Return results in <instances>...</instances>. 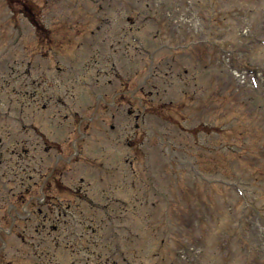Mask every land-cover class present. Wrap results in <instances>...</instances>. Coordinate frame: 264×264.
Instances as JSON below:
<instances>
[{
  "label": "rangeland",
  "instance_id": "374dc122",
  "mask_svg": "<svg viewBox=\"0 0 264 264\" xmlns=\"http://www.w3.org/2000/svg\"><path fill=\"white\" fill-rule=\"evenodd\" d=\"M25 3L30 10H43L32 17L11 12L25 10ZM34 22L45 31L40 33ZM175 22L188 32L175 33ZM98 25L112 31L110 51L116 52L95 70L112 64L118 72L121 79H114L109 92L128 81L125 98L145 106L144 123L129 154L120 150L123 143L94 141L86 152L103 156L104 165L62 163L64 170L70 168L65 181L74 177L69 182L84 187L90 182L94 205L71 208L76 227L68 230L74 233L49 234L43 260L62 261L64 244L69 249L89 246L80 238L83 225L95 217L107 226L109 238L103 235L95 251L103 259L98 264H165L175 255V235L193 242L190 248L203 264H264V77L253 71L264 69V0H0V112L11 106L9 97H16L5 89L8 76L18 74L16 88L25 77L19 74L26 65L21 60L31 57L35 64L50 66L52 88L64 76L66 83H74L70 87L82 105L93 103L95 95L90 101L81 96L97 71L87 68L90 46L82 44L87 36L80 30ZM102 34L94 37V57L105 47ZM64 95L67 105L76 104ZM127 121L129 133L134 132L135 122ZM17 166L20 170L25 164ZM200 171L206 180L197 176ZM81 174L84 181H78ZM24 208L19 215L27 219L31 208ZM10 213L16 214L15 208H0V258L8 264L19 250L28 257L22 264H35L31 248L14 232L5 233ZM28 241L35 244L38 236Z\"/></svg>",
  "mask_w": 264,
  "mask_h": 264
},
{
  "label": "flooded vegetation",
  "instance_id": "af4514ba",
  "mask_svg": "<svg viewBox=\"0 0 264 264\" xmlns=\"http://www.w3.org/2000/svg\"><path fill=\"white\" fill-rule=\"evenodd\" d=\"M103 27L106 26L98 25L92 29L88 28L89 31L87 30V32L80 30L81 33L83 32V36H87L86 41L82 44L90 46L88 52L90 61L89 64L87 63V68L91 70H95L97 68L95 65L102 59L110 62V56L116 52V50L110 51L115 45L112 41V31L105 30ZM36 29L40 32L45 30L44 26L41 25L36 26ZM98 31L103 33L101 40L105 41V47L101 49L100 55L97 54L94 57L95 52L93 53L92 48L96 42L94 37ZM43 48L45 45L42 43L40 51ZM106 48L109 51L108 49L105 50ZM40 62L35 64L32 57L27 62L21 60V63L28 65L24 67L23 73H19L25 77L24 81H20L16 88L14 83L19 81L17 80L18 74H10L16 97H10L11 106L8 111L4 114L0 113V120H2L0 121V200H2L0 208L8 207L11 210L15 208L16 214H9L12 217L10 230L5 233L10 236L14 232L15 238L19 242L31 248L35 264H46L43 256L48 250L49 234H56L57 231L63 236L74 233V231L68 230L73 226L76 227L74 214L70 213L69 209L71 207L80 209L81 206L93 207L94 205L91 195H89L93 192V188L90 190V182L88 186L84 187L81 183L71 184L73 182L69 181H73L74 177L65 181L64 171L70 168L67 167L64 170L61 167L62 163L64 162L69 166L72 163L80 162L81 166L87 168L93 160V163L98 162L97 164L104 165L103 156L96 158L94 155L88 154L86 145L93 144L94 141L95 143L98 141L105 142L109 139H111L110 143L128 144L134 142L137 136L135 133L144 123L145 111L142 108L145 106L130 101V96L125 98L127 87L125 89L124 87L127 86V80H122L120 87L114 89L113 92L107 90V87L113 84L114 79L117 77L121 79L112 64L109 69L103 67L102 70H95L97 75L93 76L88 86H84V90L87 88L88 91L85 90L81 94V96L84 94L82 98L89 99V101L95 95L94 101L82 105L85 102L76 97L73 87H70L74 83L71 84L70 81L66 83L63 76L60 78V82L56 84V88H52L47 75L50 66L44 68ZM20 66L23 65L20 64ZM105 73L108 74L106 81H104ZM101 75L104 76L103 81H101ZM81 77H83L82 74L77 81ZM141 85L140 88L144 89V84ZM98 87H101L100 92H97ZM136 91L139 90L136 89ZM65 92L68 97L76 99L74 106L67 105ZM109 96L111 100H108ZM132 107L135 108V114H133ZM109 116L111 121L108 119ZM128 118L135 122L136 132L130 131L131 133H129ZM95 131H99L98 136L95 135ZM113 133L118 135L117 137L114 136V139L111 138ZM138 135L141 133L139 132ZM80 144H85V146L82 147ZM127 153L128 150L124 152L125 155ZM48 158L53 163L48 164ZM24 160L25 162H23ZM20 163H24L25 166L18 170L17 164ZM84 180L85 176L81 174L78 181ZM85 203L87 205H84ZM26 205L31 208L27 210L30 214L27 219L19 215L20 210L25 209ZM56 207L58 208L57 214H55ZM71 216L73 217L71 218ZM90 220V223L83 225L84 233L81 234L80 239L82 240L81 244H86L88 241L92 246L91 250L86 249L87 253L84 252L86 253L84 254L83 249L64 248L65 244L63 243L60 251L61 264H79L82 262L86 264L94 262L96 264V262L101 263L103 261L100 253H95V251L98 250V245L103 242V235L106 236L107 226L96 222L95 217L90 218ZM28 222L30 224H27ZM81 222H84L83 219ZM28 229H31L29 233H27ZM86 230L91 231L88 233ZM60 235L58 236L59 245L62 243ZM35 236H38V242L29 243L28 240ZM17 251L5 262L8 264L27 262L28 257L25 258L26 255L22 251ZM72 255L76 256L69 260L68 256ZM78 255L84 258L78 260ZM2 259L4 256H1L0 264H6L3 263ZM54 261L56 264H60L57 257H54Z\"/></svg>",
  "mask_w": 264,
  "mask_h": 264
}]
</instances>
